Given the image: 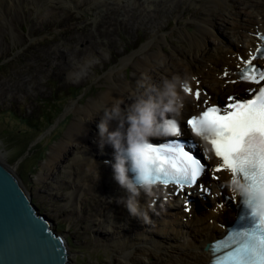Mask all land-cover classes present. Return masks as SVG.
Segmentation results:
<instances>
[{"label":"rangeland","instance_id":"obj_1","mask_svg":"<svg viewBox=\"0 0 264 264\" xmlns=\"http://www.w3.org/2000/svg\"><path fill=\"white\" fill-rule=\"evenodd\" d=\"M57 1L54 5L64 3L68 7L71 15L68 22L52 25L38 23L37 25L40 26L39 31L33 35L28 33V23L22 22L23 30L21 33L19 31L13 34V29L6 26L5 33L0 35L1 41L6 40L4 48H0V147L6 152L5 159L9 162L15 156V152L24 147L28 137L34 132L35 124L44 123L42 115L47 112L45 108L48 102L65 100L63 114L57 117L55 123L41 134V139L38 136L34 142L31 140L29 143L27 151L32 150L29 152V156L24 159L22 166L25 171L23 175L22 166L19 167L23 157L11 162V164L17 165V171L26 187L31 191V196L38 205L39 210L47 213V216L53 221L52 226L56 228L58 233L67 235L68 240L71 242L69 258L74 264L92 262L109 264V261L115 257L112 250L113 246L108 247L103 244V237L99 238L98 231L105 233V237L111 238L108 235L113 232L114 225L104 220L103 217L104 221L97 225L90 223L88 219H84L86 217H83L87 213L83 209L87 210V208H77L74 202L67 203L66 199L67 191L70 188L65 176L67 172L66 159L71 155H79L84 148L82 150V146L80 147L78 141L71 142L69 149L64 151V157L66 158H63V162L57 161L54 172L42 168V163L47 159L52 147L60 142L62 138H66L68 132L71 131L73 123L75 124V120L78 118L79 109L87 108L93 98H98L109 88L110 80L108 76L111 70L116 71V75H119L118 79L123 80L120 83H125L131 87V90L125 93L128 100H123L124 105L131 103L135 95L143 93L149 86L161 84L162 80L156 82L155 78L144 75L141 67H136L147 56L146 53L158 50L157 46L150 47L149 51L144 50L146 55L140 58L141 51L139 50L143 48V43L149 41L155 34L158 36L166 35L168 38V41L166 40L159 50L161 49L164 53L163 58L165 59L176 57L177 64L181 66L180 72H184L182 68L184 63L192 60L191 57L196 53L206 55L213 53L220 45L224 48H242L243 44L234 40L229 28L231 22L226 21L219 22L213 27L212 32L214 35L205 38L204 43H202L203 46L197 45L194 47L191 44L187 39V31L194 29L195 21L190 20L189 25H184L185 19L177 20L175 18L176 13L173 14V12L175 8L181 7L178 10L181 11L183 17L187 14L196 16L197 6L203 3L204 0H198L199 4L191 7L188 6L189 3L186 0H116L115 3L109 4L108 12L98 18L95 17V12L101 9L97 5V1L94 3L96 7L92 9L87 8V5L77 7V0ZM36 4L38 6L34 7V14L41 15V19L46 20V14L49 11L56 12L51 7L53 5H45L39 0H36ZM32 5L34 4L26 1L22 4V7L31 8ZM243 9L244 11L247 10L246 7ZM244 11L241 12L242 15ZM57 14L56 12L53 18H59ZM99 23L102 25L98 27ZM99 29H104V33L99 34ZM179 31L187 32V34L183 37L178 34ZM88 34L94 35L95 44L92 43V45L86 47L87 39L79 43L66 41L72 35L85 37ZM53 36L57 38V41L51 43ZM164 39H166L165 36ZM16 40L18 41L15 42ZM43 45L47 51L52 50V52L46 53L53 58H50L49 66H46V64L40 66L42 74H34V77L31 78H28L27 74L23 77L15 76L16 72L14 70L17 67H21L25 63L38 62L36 53L37 50H43ZM76 48L83 50L77 57L71 56L73 58H69L67 53ZM55 52H63L64 55L60 54L61 56L54 58ZM84 54H87L85 55L86 58H83L85 57ZM133 56H137L134 65L125 66L121 63L124 57L130 58ZM86 59L89 60L83 71L70 73L72 70H69L68 67L85 62ZM121 65H123V69L118 71V66ZM160 73L165 76L162 71ZM196 80L202 81V84L204 82L201 77ZM73 85L82 86L83 91L79 96H75L69 90V87ZM236 86V83L232 82H227L225 87L223 85V90L226 93L221 96V99L238 92ZM205 87L209 89L208 86ZM69 115V121L66 125L63 124L65 128L63 126L59 128L58 122ZM103 115L104 113L98 112L89 117L84 115L85 118L88 117L90 124L88 125V132H91L90 130L92 132L99 131L97 124ZM26 118H30L31 122H26ZM53 135L57 138H53ZM39 140H41V143L37 145L36 143ZM50 141L51 144L45 153V158H39L40 149ZM101 150L102 152H100ZM35 151L37 152L34 154ZM88 151L94 157H101L102 154L109 153L107 149H101L99 145L97 148H89ZM38 158L40 160L37 162ZM35 163H38L39 168L27 177L28 171ZM223 180L225 179L221 176V180L217 183L222 184L224 183ZM61 184H63L62 187ZM63 187H66V189ZM85 200L87 204H91V200ZM154 201L156 202L155 198ZM203 203H200L202 207L209 208L213 204L211 196H207L205 203ZM177 207L180 208V206ZM163 216L167 218V215L163 214ZM207 221L214 222L210 218ZM138 222L140 223L141 220H138ZM123 226H125V229H129L128 232L131 231L126 222ZM143 229H147V227L142 226L139 230ZM149 229L155 230V227L151 226ZM78 235H81V237Z\"/></svg>","mask_w":264,"mask_h":264},{"label":"bare ground","instance_id":"obj_2","mask_svg":"<svg viewBox=\"0 0 264 264\" xmlns=\"http://www.w3.org/2000/svg\"><path fill=\"white\" fill-rule=\"evenodd\" d=\"M26 1L34 5L31 8L22 7V4ZM39 1L48 6L53 5L51 7L56 10L59 18H53V15L56 13H53V11L47 12L46 20L41 19V15L34 14V7L38 6L36 0H0V35L5 33L6 26H10L13 29V34L19 31L21 33L23 30L22 22L28 23V33L33 35L39 31L40 26L37 25L38 23H48V25L55 23L62 24L68 22L71 18L70 11L64 3L54 5L57 0L55 2L53 0ZM96 1L101 9L95 12V17L98 18L100 15H105L108 12L109 4L115 3L116 0H77L76 4L77 7L87 5V8L92 9L96 7L94 5ZM186 1H188V6L190 7L199 4L198 0ZM244 6L247 8L245 11L243 9L245 8ZM197 7L196 16L187 14V16L183 17L181 11L178 10L181 7L175 8L173 12V14L176 13L175 18L177 20L181 18L185 19L184 25H189L190 20L195 21L194 29L187 31V39L194 47L197 45L203 46L204 39L214 35L212 32L213 27L219 22L226 21L231 22L229 28L232 36L237 43L243 44V48H224V46L220 45L213 53L206 55L196 53L191 57L192 60L184 63L182 67L184 72H180L181 66L177 64L176 57L165 59L163 58L164 53L161 49L159 50L162 44L166 40L168 41V38L166 35L158 36L155 34L149 41L143 43V48L139 50L141 51L140 58L146 54L147 56L136 67H141L144 75L155 78L156 82H161L160 80L173 74H188L190 77V87H197L203 91L209 90V92L213 93V102L215 103L216 99H221V96L226 93L223 90V85H225L227 79L224 71L228 70L230 73L234 69H237L238 64L242 63L237 57L243 55L244 50H247L248 47L255 46L256 39L254 32H256L257 26L261 27L264 25V0H204ZM243 11L244 14L242 15L241 12ZM106 23L108 24V22ZM99 25L102 24L99 23L98 27ZM187 32L179 31L178 34L185 37ZM98 33L103 34L104 29H99ZM164 36L166 39H164ZM85 39H87L85 43L86 47L92 45V43H96L93 34H88L85 37L72 35L66 41L79 43ZM55 41H57V38L53 36L51 43ZM5 42L6 40H0L1 49L4 48ZM153 46H157L158 50L149 51V48ZM42 49L37 50L36 53L38 62L25 63L21 67H17L14 70L16 72L15 76L23 77L27 74L28 78H31L34 77V74H42L40 66L44 64L46 66L50 65L51 57L46 52H52V50L47 51L44 45ZM82 50L76 48L68 52L67 55L69 58L71 56L77 57ZM144 50L149 52L145 54ZM60 54L64 55L63 52H55L54 58H58L61 56ZM88 60L86 59L85 62L68 67L69 70H72L70 73L83 71ZM136 60L137 56L124 57L121 63L125 66L134 65ZM123 65L118 66L117 70L123 69ZM160 71L165 76L161 75ZM116 73L113 70L109 72V88L102 95L98 98H93V101H90L91 103L87 108L79 109L78 118L75 120V124L73 123L71 131L68 132L66 138H62L60 142H57L52 147L47 159L42 163V168H47L49 171L54 172L55 164L59 160L64 161L63 158H66L64 157V151L69 149L70 143L73 141H78L80 147L82 146V150L84 148L83 151H80L79 155H71L66 159L67 172L65 176L67 177L66 182L70 184L66 199L67 203L74 202L77 208L86 207L87 210L81 209L87 212L83 217H86L84 219H88L90 223L97 225L107 220L114 225L113 232L108 235L111 238L105 237V233L98 231L99 238L103 237V244L108 247L113 246L112 250L115 257L109 261V264H207L211 257V251L208 249L209 242L218 236L219 233L225 232L223 228L224 221H229L235 214L234 208L229 206L231 199L226 200L222 198V193L225 189L223 184L225 185V183L219 184L203 179L205 185L212 186L213 192L207 195L211 196L213 204L209 208L202 207L200 202H204V199L199 195L200 191L193 188L194 190L190 191L198 198V201L189 203L188 206L191 207L189 211H187L188 206L184 207V198L173 196L176 198L175 201L178 200L179 203L172 201L173 197H170L171 201L166 202L168 198H162L157 195L161 192L162 188L155 186V194L153 196L157 197V202H153V196H146L143 193L139 197L141 205L145 208H147L149 202L152 203V207L147 208L149 221H144L142 218L131 216L122 203H117V198L124 196L125 193L113 178L112 162L114 161V154L111 152L113 150L112 147L106 144V147L103 148L112 153L111 155L108 153L110 160L107 161L94 157L88 151L89 148L98 147L100 136L99 131H87L88 125H90L87 118L93 116L95 112L104 113V109L110 107L116 98L128 100L125 93L130 91L131 87L125 83H120L123 80L118 79L119 75L117 76ZM200 77L203 78L204 82L199 87L195 82ZM236 85L237 91L243 88V84L241 83H237ZM205 86H208L209 89ZM195 112H198L197 102L193 95L187 94L184 108L178 118L184 120V116ZM84 115L88 117L85 118ZM117 125L118 121L115 119L110 122L111 128H115ZM203 151L205 152L206 150L204 149ZM5 155L6 152L0 147V156L5 158ZM15 169L17 171V165ZM222 176L225 180L227 179L225 174H222ZM63 184H61V187ZM63 188L66 189V187ZM27 190L31 193L28 188ZM85 199L91 200V204H87ZM32 200L35 203L33 197ZM177 204L181 205L180 208L176 206ZM218 204L223 205V207L216 208ZM45 214L47 215V213ZM163 214L167 215V218ZM102 217L105 219L103 220ZM210 217H215L213 223L207 221ZM138 220H141V222L139 223ZM124 222L130 226V232H128L129 229H125V226H123ZM142 226L147 227V229L139 230ZM151 226L155 227V230L149 229ZM62 236L69 250L70 243L68 242L67 235L62 234ZM78 236L81 237V235ZM213 250L216 256V251L214 248ZM68 259L73 262L70 258Z\"/></svg>","mask_w":264,"mask_h":264},{"label":"snow or ice","instance_id":"obj_3","mask_svg":"<svg viewBox=\"0 0 264 264\" xmlns=\"http://www.w3.org/2000/svg\"><path fill=\"white\" fill-rule=\"evenodd\" d=\"M245 64L248 70L242 73L241 79L256 83L264 81V71L256 69L250 61ZM187 92L191 93L193 89L189 87ZM195 96H201L199 89L195 90ZM227 100L229 102L223 106L213 104L207 107L199 117L191 116L186 125L196 135L210 140L216 156L222 158L213 173L228 169L234 176H241L254 190H264V85L250 99L229 96ZM176 133H180V128ZM149 147L158 158V172L163 174L165 184L169 179L181 187L195 184L197 177L206 171V163H202L192 151L185 150L179 140ZM253 216L256 217L255 226L239 234L240 240L234 251L227 252L224 261L264 264V216ZM210 264H220V261L213 258Z\"/></svg>","mask_w":264,"mask_h":264},{"label":"clouds","instance_id":"obj_4","mask_svg":"<svg viewBox=\"0 0 264 264\" xmlns=\"http://www.w3.org/2000/svg\"><path fill=\"white\" fill-rule=\"evenodd\" d=\"M190 87L188 74H173L162 80L160 85H151L137 94L132 102L124 105L116 98L97 124L100 148L110 145L113 149V178L124 190L125 195L117 198L131 216L149 219L147 208L140 202L141 193L155 194L159 180L158 158L151 148L152 137L175 133ZM123 105V107H122ZM117 120L115 128L110 127ZM224 183L239 196L257 217L264 216V190H254L241 176H229Z\"/></svg>","mask_w":264,"mask_h":264},{"label":"water","instance_id":"obj_5","mask_svg":"<svg viewBox=\"0 0 264 264\" xmlns=\"http://www.w3.org/2000/svg\"><path fill=\"white\" fill-rule=\"evenodd\" d=\"M15 166L0 156V264H73L65 239L33 202Z\"/></svg>","mask_w":264,"mask_h":264},{"label":"trees","instance_id":"obj_6","mask_svg":"<svg viewBox=\"0 0 264 264\" xmlns=\"http://www.w3.org/2000/svg\"><path fill=\"white\" fill-rule=\"evenodd\" d=\"M69 90L71 92H73V94L75 96H79L82 93L83 88H82V86H75V85H73V86H70L69 87ZM65 104H66L65 100H62L60 102H57V100L56 101L48 102V104H47V106L45 108V110L47 112H44V114L42 115V118H43L44 123L43 124L42 123L35 124V126H34L35 127L34 132H32L31 135L28 137L27 141L24 144V147L21 148V149H19V150H17L15 152V154H14L15 156L13 157V159H11L9 161L10 163L11 162H15V161L19 160V158L21 159L23 157L22 161L19 163V167L23 165L24 159H26L29 156V152L32 150V149H30V150L27 151L28 145L31 142V140H32V142H34L35 139L40 134H42L49 126H51V125L54 124L56 118L59 117V116H61L63 114V112L65 110ZM69 118H70V115L69 116H66L63 120H61L60 122H58V124H57L58 127L60 128L61 126H63V124L66 125L67 122L69 121ZM25 121L26 122H31V119L30 118H26ZM63 128H65V127L63 126ZM26 132H27V128H26ZM52 134H53V132H52ZM53 138H57V136H54L53 135ZM40 143H41V140H39L36 144L39 145ZM50 144H51V141L48 142L45 147H42L40 149V156H39V158H41V159H44L45 158V156H46L45 153L48 150ZM26 151H27V153H26ZM36 152L37 151H35L34 154ZM39 158H38L37 162L40 160ZM38 168H39L38 163H35L32 166V168L28 171V173H27L28 176L27 177H29V175L35 173ZM21 170H22V175H23V173L25 171V169H24L23 166H22ZM69 243L71 244L70 241H69Z\"/></svg>","mask_w":264,"mask_h":264}]
</instances>
